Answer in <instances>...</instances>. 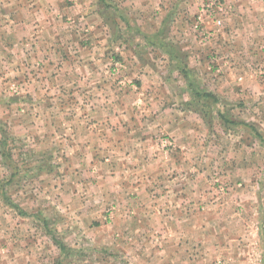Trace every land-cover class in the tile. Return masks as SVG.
<instances>
[{
  "label": "rangeland",
  "instance_id": "374dc122",
  "mask_svg": "<svg viewBox=\"0 0 264 264\" xmlns=\"http://www.w3.org/2000/svg\"><path fill=\"white\" fill-rule=\"evenodd\" d=\"M54 1L0 0L1 227H39L37 264H186L202 207L206 241L212 209L262 217L264 235V0H151L149 13L144 0ZM165 11L173 44L201 37L204 56L188 59L189 76L137 87L118 50L122 18L149 31ZM90 12L103 23L68 20ZM96 25L109 46H94L89 72ZM15 208L30 216H4Z\"/></svg>",
  "mask_w": 264,
  "mask_h": 264
},
{
  "label": "crops",
  "instance_id": "0c3cea01",
  "mask_svg": "<svg viewBox=\"0 0 264 264\" xmlns=\"http://www.w3.org/2000/svg\"><path fill=\"white\" fill-rule=\"evenodd\" d=\"M86 1L87 0H76L75 3L71 2V4L76 5L80 3L84 4L83 7H87L88 2ZM46 2L48 4L51 3V7L54 8L58 1L46 0ZM152 3L154 2L151 0L142 1L141 4L143 7H141L140 11L147 12V8ZM77 11H79V9ZM93 13L94 12L84 14L78 13V15H75L73 18L69 17L68 20H70L72 24L76 23L78 25L82 23V25H84L87 20H93V22H95L94 20H99V22L101 21V23H103L102 20L104 15L101 14L103 12H100L101 15L97 14L96 17L93 16ZM158 15L159 14L156 13L155 16ZM162 16V18L161 16L154 18L153 25L155 29L149 31H143L139 23L132 24L130 21L127 22L122 18V21H124L122 23L126 25V27L116 36V38L122 41L118 50L120 49L122 55L124 54L122 64L125 66L130 76L129 79L132 80L137 87H142L144 84L151 81L153 82L156 78L163 76L162 73H164L165 81L169 83L174 81L176 74L180 76L179 74L184 73L185 76H189L191 63L188 62V59L194 56V60L196 61L195 66L198 67L200 63L199 57L204 56L202 50L204 43L201 37L193 35L194 39L191 37L188 39L186 34H184V36L182 35L184 38L181 39L182 44L180 46L174 45L173 41L175 39L172 32L164 31L167 23L170 22L168 12L165 11ZM207 19L209 18H205V21ZM93 22L91 24L94 25ZM104 26L105 25H101L99 28V26L96 25V29L89 32L90 35H86L88 42L83 44L84 46H90V53H88L89 49L86 47L82 50L83 53H92V59L89 57L91 64L89 63V66H85L86 68L88 67L89 72L98 69L97 66L92 63L94 59V46L98 47V50H101V52L109 46L110 34H104ZM169 26H171V24H169ZM209 26L213 27V25ZM212 35L214 36V34ZM192 43L196 44V46L193 47ZM199 46H201V48ZM91 47H93L92 50ZM188 50L196 51L190 52ZM156 53L162 58V60H157V64L155 60L149 58L150 54L155 55ZM100 56V58H103V54ZM95 58L99 62V68L101 69L103 59L98 60V55ZM122 131L125 133V128H122ZM0 170H5L7 172L9 166L5 164L0 165ZM6 183L10 185L13 181L12 179H7ZM202 209L203 210L196 209L195 215L198 216L197 219L195 222L190 221L191 223H188V226L191 228H187L186 230V237L184 238L185 241L184 244H182L181 250V255L187 258L186 264H193L191 255L189 254L191 245L196 247L195 264H216L219 262L222 264H264V235L257 232L254 225L259 222L262 217L259 216L260 219L255 217V220L254 218L243 219L241 213L237 209H212L213 219L211 223L213 239L211 238L206 241L205 231L209 228L206 227L203 218L205 210L203 207ZM4 216L22 217L30 216V214L15 208V210H5ZM35 228L39 227L37 225L30 226L27 224L13 226L12 224L7 225L5 223L2 227L0 225V233H6V236L0 238V264H16L18 261L22 264H37L38 256L43 254V238L32 234L38 231ZM18 232L19 234H17ZM222 234L225 237L227 235L229 236L228 239L226 237L227 241L224 243L221 241L223 237ZM205 243L211 244L208 253L205 251Z\"/></svg>",
  "mask_w": 264,
  "mask_h": 264
},
{
  "label": "built area",
  "instance_id": "2783aa9c",
  "mask_svg": "<svg viewBox=\"0 0 264 264\" xmlns=\"http://www.w3.org/2000/svg\"><path fill=\"white\" fill-rule=\"evenodd\" d=\"M220 6H221L220 2L215 3V4H207V6L205 8L203 7L204 8L203 11H209V10H211V11H213V12H211L213 14L215 12L216 8H219L220 9ZM199 20L202 21V18H200ZM196 27L197 28H201V25L198 24V25H196Z\"/></svg>",
  "mask_w": 264,
  "mask_h": 264
},
{
  "label": "trees",
  "instance_id": "16d2710c",
  "mask_svg": "<svg viewBox=\"0 0 264 264\" xmlns=\"http://www.w3.org/2000/svg\"><path fill=\"white\" fill-rule=\"evenodd\" d=\"M206 97H210V96H209V95H208V96L206 95ZM4 155H5V154H4ZM62 249H65V247H63Z\"/></svg>",
  "mask_w": 264,
  "mask_h": 264
}]
</instances>
